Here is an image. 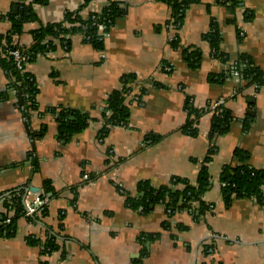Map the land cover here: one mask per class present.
<instances>
[{
  "label": "crops",
  "instance_id": "0c3cea01",
  "mask_svg": "<svg viewBox=\"0 0 264 264\" xmlns=\"http://www.w3.org/2000/svg\"><path fill=\"white\" fill-rule=\"evenodd\" d=\"M17 2L0 0V35L8 33ZM110 2L125 12L101 51L76 33L68 46L54 40L26 65L37 88L29 116L17 107L0 68V194L21 189L29 200L45 181L54 191L43 213L19 217L14 233L0 238V264H264V207L246 197L225 204L219 178L224 166L235 165L236 150L248 154L250 167L264 166V84L239 94L230 75L241 55L264 72V0H243L237 8L198 0L185 11L177 47L163 0H45L33 6L36 19L14 41L28 49L33 30L61 22L66 12L99 11ZM211 23L223 60L211 55L204 39ZM184 48L199 52L193 63L184 60ZM127 75L135 78L126 98L128 123L100 139L104 102ZM217 98L232 120L209 139L212 115L194 121L188 108ZM55 108L77 110L90 121L60 138ZM189 119L194 135L182 131ZM209 149L203 200L211 207L201 217L182 211L168 218L161 205L147 212L126 205V194L135 196L141 183L158 188L184 178L194 184ZM48 236L58 249L45 257L36 242Z\"/></svg>",
  "mask_w": 264,
  "mask_h": 264
},
{
  "label": "trees",
  "instance_id": "16d2710c",
  "mask_svg": "<svg viewBox=\"0 0 264 264\" xmlns=\"http://www.w3.org/2000/svg\"><path fill=\"white\" fill-rule=\"evenodd\" d=\"M169 8L168 26H173L175 30V40L171 42L173 47H177L176 34L179 30L186 9L198 0H163ZM243 0H217V2L227 5L231 8H237ZM45 0H31L27 4L17 2V13L11 15V27L7 34L0 35V68L8 72L9 88L14 90L16 105L25 117L29 116L31 111L36 110V84L33 76L29 74L25 67L31 62L37 53L49 51L53 41L65 42L69 44L70 36L80 33L83 40L101 51L103 48V36L97 31V24L104 26V32L107 33L113 24L115 18L125 12V8L115 2H110L99 11H89L82 15L79 11L66 12L61 22L51 26H43L31 32L33 45L28 49H21V52L27 55L22 69H18L10 55L15 43V36L23 31L26 23L36 19L33 6L43 4ZM93 15L94 19L90 17ZM245 18L249 19L251 14L245 12ZM208 41L211 55L223 60L219 51V34L217 27L211 23L208 32L204 35ZM184 60L193 63L199 52L190 51L189 48L182 50ZM233 68L238 72V81L235 86V92L243 93L248 88L258 90L264 84V72L252 64V61L244 55L239 56L230 69L232 75ZM135 78L127 75L121 78L120 87L113 90L106 98L103 110L102 121L98 132V138H103L108 129L113 126H126L128 123L129 110L126 104V98L131 94ZM140 99V96H136ZM196 110L188 108V113L192 114ZM55 115L58 124V134L60 138H67L73 133L84 128L89 117L77 110L68 108H55L51 110ZM232 120L229 112L223 109L219 115H212V121L209 130V139L223 133ZM248 123H245L247 127ZM182 131L194 135L196 129L192 127V121L189 119ZM151 138V136L149 137ZM213 150L209 149L203 161L200 163L197 180L194 184L189 183L184 178H173L167 186L153 188L147 183L138 185L137 194L131 196L126 194V205L132 209L147 212L150 206L161 205L168 218L176 213L189 212L196 220L208 211V205L203 200V195L209 189V176L207 172V163L210 161ZM235 165H228L222 168L220 173L221 195L225 204H229L233 199L254 198L264 207V166L260 169L250 167L248 164L249 156L246 152L236 150L234 152ZM89 179L92 180L91 177ZM21 189L12 190L5 194H0V199L5 212L0 213V238L8 237L14 233L17 220L24 216V204L22 195H16ZM42 193L47 197H52L54 191L48 181L42 186ZM45 209L41 213H43ZM167 211H169L167 213ZM9 219L8 223L5 220ZM167 226V223L164 224ZM39 245L41 255L47 257L58 249L54 236H48L43 241L36 242ZM208 246H203V252L206 254ZM40 264H47L42 261ZM207 264V263H205ZM213 264V263H208ZM220 264V263H216Z\"/></svg>",
  "mask_w": 264,
  "mask_h": 264
},
{
  "label": "built area",
  "instance_id": "2783aa9c",
  "mask_svg": "<svg viewBox=\"0 0 264 264\" xmlns=\"http://www.w3.org/2000/svg\"><path fill=\"white\" fill-rule=\"evenodd\" d=\"M22 4H27L29 3L31 0H19ZM86 14V12H82V15ZM91 19H94L93 15L90 17ZM97 31L98 34L100 36H103V38L107 35V33L104 32V26L102 24H97ZM168 28L171 31H174L173 33H175V30L173 29V26L169 25ZM82 35V34H81ZM83 37V36H82ZM10 55L12 56V60L15 64V66L18 69H22L23 68V64L25 62V60H27V55L23 54L21 52L20 47L14 43L13 44V49L10 52ZM165 70L169 71L171 68L170 67H164ZM4 73L8 76V72L6 70H3ZM232 77L235 83H237L238 81V72L235 68H233L232 71ZM14 92V90H13ZM254 92H256V90H254ZM235 93V92H234ZM233 93V95H234ZM255 94V93H254ZM133 101H138L137 97H132ZM189 102L192 103V99H189ZM224 103L225 100L223 98H217L214 99L210 102H208L206 105H204L203 107H199V108H194L196 110V112H193V120L197 121L198 116H200L202 113H208L211 115H219L221 113V111L224 109ZM103 125V121L101 122V126ZM83 180H88V175L87 174H83L82 175ZM16 195H22L23 197V204H24V216L26 218H33V216L37 213H41L43 211V209H45L49 203V199L47 196H45L42 192L33 194L31 196V198L28 200L27 199V194L22 193V191L16 192ZM211 206L208 205V209ZM169 211H167L168 213ZM9 219L5 220V223H8Z\"/></svg>",
  "mask_w": 264,
  "mask_h": 264
},
{
  "label": "water",
  "instance_id": "95a60500",
  "mask_svg": "<svg viewBox=\"0 0 264 264\" xmlns=\"http://www.w3.org/2000/svg\"><path fill=\"white\" fill-rule=\"evenodd\" d=\"M36 191H38V189L37 188H34V192H36Z\"/></svg>",
  "mask_w": 264,
  "mask_h": 264
},
{
  "label": "bare ground",
  "instance_id": "6f19581e",
  "mask_svg": "<svg viewBox=\"0 0 264 264\" xmlns=\"http://www.w3.org/2000/svg\"><path fill=\"white\" fill-rule=\"evenodd\" d=\"M42 192V191H41Z\"/></svg>",
  "mask_w": 264,
  "mask_h": 264
}]
</instances>
